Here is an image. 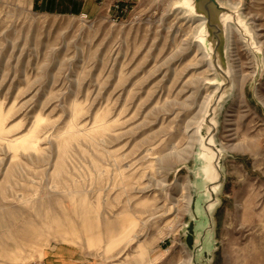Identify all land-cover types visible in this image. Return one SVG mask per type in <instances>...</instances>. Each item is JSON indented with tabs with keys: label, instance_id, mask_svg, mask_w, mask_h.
I'll return each instance as SVG.
<instances>
[{
	"label": "rangeland",
	"instance_id": "obj_1",
	"mask_svg": "<svg viewBox=\"0 0 264 264\" xmlns=\"http://www.w3.org/2000/svg\"><path fill=\"white\" fill-rule=\"evenodd\" d=\"M221 1L215 161L182 0H0V264H264V0Z\"/></svg>",
	"mask_w": 264,
	"mask_h": 264
},
{
	"label": "water",
	"instance_id": "obj_2",
	"mask_svg": "<svg viewBox=\"0 0 264 264\" xmlns=\"http://www.w3.org/2000/svg\"><path fill=\"white\" fill-rule=\"evenodd\" d=\"M182 4L186 5L187 8L193 12V14L201 19L203 22V32L204 38L208 43V49L210 53V63L214 68V71L218 77L219 84L217 85L216 92L213 94L209 106L207 108V115L204 119V127L209 130L207 137L204 140V146L208 148L212 155L215 157V161H218L220 155V148H215L214 136L217 132V126L213 120L215 115L216 106L222 100L225 88L230 84V71L227 66V37L225 26L227 22L232 23L234 26H238V12L229 8L225 3L220 0H186ZM228 18V19H227ZM212 155H210L212 157ZM210 167V166H209ZM214 167L217 171H214L209 174V179L211 180L212 188L209 189L211 192L215 190L216 177H219L220 171ZM208 167L204 168L203 171L208 172ZM218 178V179H219ZM188 239L191 240L192 236L189 235Z\"/></svg>",
	"mask_w": 264,
	"mask_h": 264
},
{
	"label": "bare ground",
	"instance_id": "obj_3",
	"mask_svg": "<svg viewBox=\"0 0 264 264\" xmlns=\"http://www.w3.org/2000/svg\"><path fill=\"white\" fill-rule=\"evenodd\" d=\"M183 2H186V0H183ZM227 6L229 7V8H231V9H233V10H237V8L234 6V4L233 5H229V4H227ZM190 11V10H189ZM228 19V18H227ZM198 20H200V25L203 27V22H202V20L201 19H198ZM198 20H196V21H198ZM241 21V20H240ZM242 23H243V21H242ZM246 26V25H245ZM247 29H248V27H246ZM225 29H226V37H227V47H226V52H227V49H228V42H229V36H230V34H235V32H236V34L238 33L237 32V30L234 28V26L230 23V22H227V24H226V26H225ZM235 31V32H234ZM227 54H228V52H227ZM207 57V61H208V56H206ZM208 64H209V66H210V62H208ZM228 67H229V71H230V80L234 83V81L232 80V68L230 67V65H228ZM213 76H214V74H213ZM213 79H216L215 78V76H214V78ZM212 84H215L216 85V83L215 82H212ZM217 86H214L213 85V91L215 90V88H216ZM212 91V92H213ZM211 92V93H212ZM208 96V95H207ZM206 96V98H205V102H208V101H206V100H209V97H207ZM205 104V103H204ZM207 104V103H206ZM206 106V105H205ZM204 109H205V107H204ZM203 112H204V110H203ZM204 116V115H203ZM198 132V129L197 130H195V134Z\"/></svg>",
	"mask_w": 264,
	"mask_h": 264
}]
</instances>
